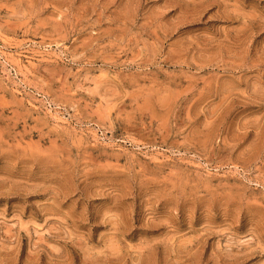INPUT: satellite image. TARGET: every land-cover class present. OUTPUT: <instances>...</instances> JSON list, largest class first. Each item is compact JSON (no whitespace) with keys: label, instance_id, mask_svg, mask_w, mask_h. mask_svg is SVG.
Returning <instances> with one entry per match:
<instances>
[{"label":"rangeland","instance_id":"374dc122","mask_svg":"<svg viewBox=\"0 0 264 264\" xmlns=\"http://www.w3.org/2000/svg\"><path fill=\"white\" fill-rule=\"evenodd\" d=\"M0 264H264V0H0Z\"/></svg>","mask_w":264,"mask_h":264}]
</instances>
